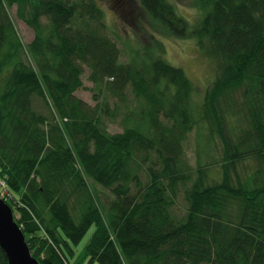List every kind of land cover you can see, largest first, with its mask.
Instances as JSON below:
<instances>
[{
  "label": "trees",
  "instance_id": "trees-1",
  "mask_svg": "<svg viewBox=\"0 0 264 264\" xmlns=\"http://www.w3.org/2000/svg\"><path fill=\"white\" fill-rule=\"evenodd\" d=\"M99 3L0 0V180L32 255L71 264L95 226L88 264H264V0H197L206 14L192 29L169 0H140L163 34L192 36L217 61L200 108L186 72L160 55L162 42L121 62ZM15 5L35 33L26 47ZM84 66L102 98L95 106L76 95ZM236 91L248 122L239 140L228 131ZM120 116L123 131L110 133ZM200 121L223 143L220 182L186 161ZM89 181L113 199L103 203ZM182 187L188 211L177 220Z\"/></svg>",
  "mask_w": 264,
  "mask_h": 264
},
{
  "label": "rangeland",
  "instance_id": "rangeland-1",
  "mask_svg": "<svg viewBox=\"0 0 264 264\" xmlns=\"http://www.w3.org/2000/svg\"><path fill=\"white\" fill-rule=\"evenodd\" d=\"M104 10L105 24L109 36L117 43L121 50V62L128 63L136 52L143 53L147 48L153 49L157 42L164 45V53L160 54L170 65L183 69L194 84V102L199 108L202 106L207 90L211 87L219 74V66L215 59L206 55L198 46L197 39L177 38L163 34L160 26L153 24L150 16L142 9L140 0H99ZM177 13L184 17L190 24L191 29L198 26L206 12L199 9L197 0H169ZM15 32L24 46H28L35 38V33L24 20L18 16V6L9 10ZM91 70L84 66L83 82L84 88L76 95L95 106L102 98L95 90V84L90 80ZM128 99H133V93L128 90ZM234 100L240 105L236 108V115L231 114L228 119V131L235 129V139L239 140L244 130H248L246 112L243 106L242 92L236 91ZM233 100V101H234ZM129 104V103H128ZM232 113V112H231ZM235 113V112H234ZM243 123V124H242ZM241 124L240 126H238ZM108 131L112 134L123 131L122 116L115 122H108ZM244 127V128H243ZM244 129L242 132L239 130ZM209 124L200 121L199 125L191 132L184 142L186 161L193 171L203 165L207 167L209 183L222 180L223 143L218 134H213ZM255 168L251 160L240 168V175L246 176ZM144 179L147 177L144 176ZM91 187L98 192L100 200L105 203L113 199L112 193L102 186L89 181ZM1 191V187H0ZM105 205V204H104ZM188 211V203L185 189L182 187L175 205L171 208L172 215L177 220H182ZM20 219L18 211L15 212ZM96 228L91 227L86 236L75 245V255L71 258V264H88L89 259L85 255ZM98 264V263H95Z\"/></svg>",
  "mask_w": 264,
  "mask_h": 264
},
{
  "label": "water",
  "instance_id": "water-1",
  "mask_svg": "<svg viewBox=\"0 0 264 264\" xmlns=\"http://www.w3.org/2000/svg\"><path fill=\"white\" fill-rule=\"evenodd\" d=\"M0 247L8 264H40L32 255L13 209L0 195Z\"/></svg>",
  "mask_w": 264,
  "mask_h": 264
},
{
  "label": "built area",
  "instance_id": "built-area-1",
  "mask_svg": "<svg viewBox=\"0 0 264 264\" xmlns=\"http://www.w3.org/2000/svg\"><path fill=\"white\" fill-rule=\"evenodd\" d=\"M0 187H1V195H2V197L7 198L8 191H7V188H6V182L0 181Z\"/></svg>",
  "mask_w": 264,
  "mask_h": 264
}]
</instances>
